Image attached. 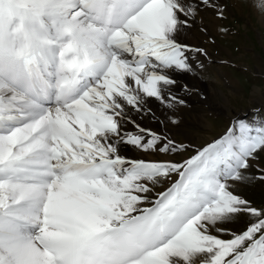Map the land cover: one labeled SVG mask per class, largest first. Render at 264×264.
I'll return each instance as SVG.
<instances>
[{
    "label": "snow or ice",
    "instance_id": "obj_1",
    "mask_svg": "<svg viewBox=\"0 0 264 264\" xmlns=\"http://www.w3.org/2000/svg\"><path fill=\"white\" fill-rule=\"evenodd\" d=\"M204 7L223 13L214 0H0V264H264V205L232 183L264 182L244 174L264 116L179 161L121 151H188L140 121L156 119L150 100L184 104L171 74L206 52L178 36Z\"/></svg>",
    "mask_w": 264,
    "mask_h": 264
},
{
    "label": "rangeland",
    "instance_id": "obj_2",
    "mask_svg": "<svg viewBox=\"0 0 264 264\" xmlns=\"http://www.w3.org/2000/svg\"><path fill=\"white\" fill-rule=\"evenodd\" d=\"M224 1L214 0L223 9L222 15L218 16L213 8L208 9L214 17L211 22L214 29L209 35H204L203 40H199L201 46H197L206 55H198L192 60L198 77L214 94L216 105H205L200 93L195 94L200 97L199 103L192 104L182 99L184 108L195 110L208 124L192 123L189 113L172 119L171 124L179 128L175 131V142L187 146L188 151L169 156L156 154V157L154 154L155 160L163 156V159L179 161L194 155L197 148L223 136L234 119L248 120L254 113L258 114L257 118L264 116V9L256 6L257 0ZM201 15L200 21L210 22L206 15ZM200 30L195 31L202 34ZM182 131L191 132L193 137L186 141ZM251 164L252 167L244 174L256 177L259 175L257 169H264V153ZM232 183L236 194L254 206L264 205V182L249 179ZM242 224L243 221L231 227L239 228Z\"/></svg>",
    "mask_w": 264,
    "mask_h": 264
},
{
    "label": "bare ground",
    "instance_id": "obj_3",
    "mask_svg": "<svg viewBox=\"0 0 264 264\" xmlns=\"http://www.w3.org/2000/svg\"><path fill=\"white\" fill-rule=\"evenodd\" d=\"M219 1L221 2L224 0H219ZM196 2L197 0H192V3L194 6ZM208 9H209L208 7H204L203 9L198 10L196 16L192 19H189V24H188L187 29L182 31L178 36V39L181 42L186 43L192 47H197V46L199 47L201 46L199 43V40H203L204 35H209L211 32H213L214 25L211 22L214 20V17L210 14ZM200 13L204 15V17L207 16L210 22L208 21L203 22L205 20L200 21L199 20ZM198 28L202 30V34L201 33L198 34L199 32L196 33L195 30H197ZM171 75H172V78L177 81V84L174 86L173 91L179 93L181 99L187 100L191 102L192 104L199 103L198 99L200 97L196 96L195 94L200 93V95H203L202 99L204 100L205 105H208V106L216 105L214 104V94H212V92H210L206 88V85L198 77L193 61L191 62V71L174 72ZM150 107L152 111L155 113L156 119L154 121L142 120L140 122L147 127H151L157 131L167 134L174 141H175L174 139L175 131H177L179 128L178 127L175 128L171 124L172 119L179 118L183 116L184 114L189 113L191 116L192 123L194 124L197 123L200 126H206V123H207L203 119V117L198 114V112H195V110L191 111L187 108H184V106L182 105H177L174 109H168V108L161 106L159 102L153 99V100H150ZM192 137H193V134L191 132H184V138L186 141L190 140ZM121 151L126 157L131 158V159L143 158L145 160H155V157L153 158L154 154L147 155L131 147L125 146L122 148ZM162 157L161 159H163Z\"/></svg>",
    "mask_w": 264,
    "mask_h": 264
}]
</instances>
